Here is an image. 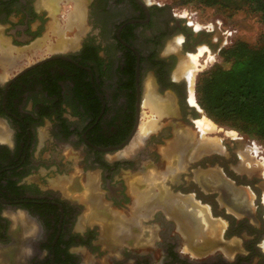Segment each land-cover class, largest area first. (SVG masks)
Returning <instances> with one entry per match:
<instances>
[{"label": "flooded vegetation", "instance_id": "af4514ba", "mask_svg": "<svg viewBox=\"0 0 264 264\" xmlns=\"http://www.w3.org/2000/svg\"><path fill=\"white\" fill-rule=\"evenodd\" d=\"M49 2L0 0V69L14 68L0 72V264H264V166L238 167L241 137L195 134L178 70L200 47L220 49L223 32L154 0H82L74 43ZM44 49L62 57L19 71ZM143 105L155 118L140 134ZM160 151L162 186L150 170L165 165ZM165 187L184 215L155 212ZM198 208L224 222L212 247L186 229Z\"/></svg>", "mask_w": 264, "mask_h": 264}, {"label": "rangeland", "instance_id": "374dc122", "mask_svg": "<svg viewBox=\"0 0 264 264\" xmlns=\"http://www.w3.org/2000/svg\"><path fill=\"white\" fill-rule=\"evenodd\" d=\"M160 3H164L168 5L174 12L180 13L183 16H190L189 20H195L198 24H210L216 26L217 30L219 32H223L222 34V41L220 43V49L216 50V52H212L210 49L203 52L201 56H199V64L197 66V69L194 71L193 75V81L191 82V91L194 93V85L197 79V76L208 69H210L212 66L218 64L222 66L223 68H228L230 66V61L225 60L223 56L220 54V50L236 41H244L252 45H257L260 42L261 34L263 32L264 26L260 19V13L259 12H252L249 10V8L243 4L242 0H236V3L238 7H232V6H223L220 4H213V5H207L201 0H154ZM58 13H57V23L60 27V38H68L69 40L73 41L74 43L78 42L80 38L83 37L85 32L87 31V26L82 21V28L76 27L75 25H71V28L73 29L70 32H66L67 25H69V21L72 17V13L74 11V5H72L71 0H58ZM73 8V9H72ZM45 33V32H44ZM57 38V36H54ZM54 39V38H53ZM64 45V44H63ZM65 46V45H64ZM63 46V47H64ZM60 47V45H59ZM62 47V48H63ZM47 53V51L44 49L42 52H31L26 53L24 56H21V59H17L18 61H21L22 65H25L27 63L32 62L33 60L39 58V55H44ZM186 59V58H185ZM16 69V68H15ZM10 71H1L0 72L4 75L11 74L14 68L7 69ZM197 72V73H196ZM196 75V76H195ZM193 84V85H192ZM193 87V88H192ZM196 100V97H195ZM197 102V101H196ZM147 104V102H146ZM199 106V105H198ZM197 108V106H196ZM141 116H140V128L142 127V124L144 122L149 123L150 119L155 118L154 111H152L148 106L143 105L141 108ZM201 114H206L202 110L199 111V116ZM207 117V116H206ZM208 118V117H207ZM211 120V119H210ZM212 121V120H211ZM213 122V121H212ZM141 123V124H140ZM145 123V124H147ZM214 123V122H213ZM215 129L213 131H210L208 133L201 134L197 130L195 134L197 133L198 136H206L203 138V141H206L207 139L211 140V138H215L214 140L217 141L220 144H224L225 141H230L232 137H241L240 140H235L239 142L238 146L235 147V150H239L243 146H248V151L245 150V152L242 150L239 153L240 156V162L238 164V167H246L248 170L256 171V173L263 172V166H264V141L258 139L253 134H248L241 132L235 128H231L229 126H220L216 123H214ZM140 128L139 131H140ZM141 133V131H140ZM217 138V139H216ZM161 152V157H164V163L165 165H159V169H150L153 170L155 173H157V177L153 179L158 185L162 186L163 182H167L166 179H161L165 177L163 175L162 169H165L170 167L169 159L164 156V152ZM245 160V161H244ZM180 161V160H179ZM178 161V162H179ZM178 162L176 165H178ZM259 162H262L260 165ZM75 163H77V158L75 156ZM162 166H164L162 168ZM77 169L76 167L74 168ZM78 170V169H77ZM164 170V171H165ZM76 172V171H75ZM150 173H152L150 171ZM168 173V172H167ZM264 175V173H263ZM157 184H154L155 188H153L152 193L158 192V186ZM168 184V183H167ZM166 184V185H167ZM141 187V186H140ZM169 187V186H168ZM139 188V187H138ZM163 190V189H161ZM160 190V192H161ZM169 190V191H168ZM163 193L165 195H161L155 199V203H160L159 207H156L155 212H181V209L178 208L179 204L182 203L181 195L178 194V192H174L173 190L165 187L163 190ZM176 193V194H175ZM94 196V195H93ZM95 198L97 199V194L95 195ZM173 201V203H172ZM164 202L172 203V206L168 204V206L162 207L161 203L164 204ZM177 206V207H176ZM165 209V210H164ZM168 209V210H167ZM126 211V210H124ZM197 212L200 211L198 208L196 210ZM144 212V211H143ZM146 212V211H145ZM125 214L126 212H122V214ZM116 219L113 223H118V221H123V218L121 217V212H116ZM184 212H181L180 215H184ZM181 216L178 217L180 219ZM221 221V220H219ZM184 222V221H183ZM188 222V224H187ZM108 225L107 227L112 229V225ZM116 223V224H117ZM179 220H174V229L178 228L179 226ZM186 223L191 230L196 231L198 227L196 226V222L193 218V220H189L184 222ZM106 227V228H107ZM188 229V230H190ZM176 230V229H175ZM107 233V231H105ZM184 246V248H183ZM182 250H187L184 245V241L181 245Z\"/></svg>", "mask_w": 264, "mask_h": 264}, {"label": "trees", "instance_id": "16d2710c", "mask_svg": "<svg viewBox=\"0 0 264 264\" xmlns=\"http://www.w3.org/2000/svg\"><path fill=\"white\" fill-rule=\"evenodd\" d=\"M201 1L238 7L236 0ZM242 1L250 11L260 13L264 26V0ZM220 54L230 66L216 64L197 76V104L214 123L264 141V29L257 45L236 41L222 48Z\"/></svg>", "mask_w": 264, "mask_h": 264}, {"label": "bare ground", "instance_id": "6f19581e", "mask_svg": "<svg viewBox=\"0 0 264 264\" xmlns=\"http://www.w3.org/2000/svg\"><path fill=\"white\" fill-rule=\"evenodd\" d=\"M49 1H51V0H46V3H48L50 5ZM73 1H74V11L72 13V17L70 18L72 20L69 21V23H70L69 25H70V27H71V25H75L76 27L79 28L81 23H82V21H83V6H82L83 3H82V0H80V1L73 0ZM205 49H206V47H200L196 54H190L186 59L182 60V63L179 64L180 67H179L178 70L180 71V73L183 72L187 76V78L189 79V81H188L189 84H191V82L193 81L194 71L197 69V66L199 64V58L198 57L203 54V51ZM189 89H190V94H189L190 103L195 105V106H197V110L202 112L201 108L198 106L196 100L194 99V95L192 94V91H191V86H190ZM145 123H147V122H144V124H142L141 128L139 127L142 134L144 132H146L152 125L151 121H149V123H147V124H145ZM195 124H196V127H197L198 131L201 134L208 133V132L213 131L215 129L214 123L209 118H207L204 114H201L195 120ZM201 137L205 138L203 136H201ZM213 139H215V138H213ZM203 145H205V143ZM203 147H205V146H203ZM259 164L261 165L262 162H259ZM263 201H264V194H263ZM206 211H202L201 210V211L196 212V213L193 212L194 213V217L193 218H194V220L196 222L195 224L198 227V229H200V230H202V229L204 230L205 229L207 231V233H206L207 237H209V239L212 241L213 239L217 238L218 234H220V231L223 228L224 222L223 221H217V222L216 221H212L210 219V216L208 215L209 213L206 212ZM262 245H263V248H264V241H263Z\"/></svg>", "mask_w": 264, "mask_h": 264}, {"label": "water", "instance_id": "95a60500", "mask_svg": "<svg viewBox=\"0 0 264 264\" xmlns=\"http://www.w3.org/2000/svg\"><path fill=\"white\" fill-rule=\"evenodd\" d=\"M56 57H62V56L61 55H55V56H44V57H40L39 59H36V60H34V61L30 62V63H27L26 66L23 67L22 69H20L19 71L21 72V71H23L25 69H28L29 67H32L34 65H37L39 63H42L45 60H48V59H51V58H56ZM14 75H18V74H14Z\"/></svg>", "mask_w": 264, "mask_h": 264}, {"label": "crops", "instance_id": "0c3cea01", "mask_svg": "<svg viewBox=\"0 0 264 264\" xmlns=\"http://www.w3.org/2000/svg\"><path fill=\"white\" fill-rule=\"evenodd\" d=\"M213 141H214V139H213ZM216 142H217V141H216ZM246 198H247V196L245 197V199H246ZM201 210H202V211H206L207 208H205V209L201 208ZM181 212H186V211H185L184 209H181ZM206 212H208V210H207ZM208 215L210 216V214H208ZM210 219H211V218H210ZM212 221H216V222H217V221H219V220H212ZM186 229L188 230V229H190V228L186 227ZM197 230L199 231L200 229H196V231H197ZM196 231L190 229V230H188V232H189L188 234H189V235H193V236H195V234L197 233ZM200 231H204L205 235H206V233H207V231H206L205 229H204V230L202 229V230H200ZM214 241H216V239H213L212 242L209 243V246L212 247V244H213ZM203 244L207 245L206 243H203ZM203 244H201L200 246H203ZM200 248H201V247H200Z\"/></svg>", "mask_w": 264, "mask_h": 264}]
</instances>
